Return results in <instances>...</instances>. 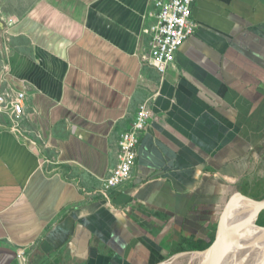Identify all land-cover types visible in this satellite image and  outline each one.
<instances>
[{"label": "crops", "instance_id": "1", "mask_svg": "<svg viewBox=\"0 0 264 264\" xmlns=\"http://www.w3.org/2000/svg\"><path fill=\"white\" fill-rule=\"evenodd\" d=\"M12 1L0 89L26 92L25 134L0 126V264H170L264 199V0H197L163 76L154 0ZM146 101L132 175L100 195Z\"/></svg>", "mask_w": 264, "mask_h": 264}, {"label": "built area", "instance_id": "2", "mask_svg": "<svg viewBox=\"0 0 264 264\" xmlns=\"http://www.w3.org/2000/svg\"><path fill=\"white\" fill-rule=\"evenodd\" d=\"M197 0H154L155 22L146 30L150 39L146 63L163 76L175 62L176 55L183 44L191 38L198 28L193 19V6ZM25 91H17L11 86L0 89V126L24 137L22 121L25 117ZM149 102L139 105L135 120L128 131L118 140V164L109 175L102 179L100 195L108 197L110 189L129 179L137 160L140 134L146 131L152 119ZM23 255V250L19 253Z\"/></svg>", "mask_w": 264, "mask_h": 264}, {"label": "water", "instance_id": "3", "mask_svg": "<svg viewBox=\"0 0 264 264\" xmlns=\"http://www.w3.org/2000/svg\"><path fill=\"white\" fill-rule=\"evenodd\" d=\"M239 197H242L243 200L255 206V210L252 213V217L255 218V225H257V227L261 231L257 233L255 237L245 238L246 240L244 242L238 243L234 247L232 254H234V256L236 255V257L240 254L252 255L253 257L248 264H264V226H261L257 223L258 218L260 217L261 213L264 211V199L262 200L254 199L245 194H240ZM231 204L232 203H230L223 212V215L219 223L218 231L216 233V238L213 241L212 245L205 251L191 252L199 257L205 255L207 258L206 259L207 264H217L216 261L217 253L223 247L229 236L238 234L244 231V229L247 227L248 224L247 219L233 223L228 226L223 224L224 217L229 213ZM180 256L181 255H179V257Z\"/></svg>", "mask_w": 264, "mask_h": 264}, {"label": "bare ground", "instance_id": "4", "mask_svg": "<svg viewBox=\"0 0 264 264\" xmlns=\"http://www.w3.org/2000/svg\"><path fill=\"white\" fill-rule=\"evenodd\" d=\"M255 210V206L246 202L245 200L238 201L234 204L231 205L229 213L224 217V225H231L233 223L243 221V220H248V224L254 220L255 218L252 217V213ZM247 224V226H248ZM247 228V227H246ZM244 231L234 234L229 236L223 247L219 250L216 256V261L217 264H248L250 260L252 259V255H244L240 254L236 257L234 256L233 250L234 248L227 250L229 241H234L236 243L244 242L246 239L245 238H252L253 236L250 234L245 233ZM201 262L202 264H207V258L205 255H202L201 257ZM193 260V259H192Z\"/></svg>", "mask_w": 264, "mask_h": 264}, {"label": "rangeland", "instance_id": "5", "mask_svg": "<svg viewBox=\"0 0 264 264\" xmlns=\"http://www.w3.org/2000/svg\"><path fill=\"white\" fill-rule=\"evenodd\" d=\"M7 4L8 7H13L14 6V2L11 0H0V81L2 79L4 70L2 67V59H3V53H4V45L7 44L6 40H5V36L6 35V31H4L5 29V22L8 19V16L14 15L17 13V11L15 13H9V11L7 12ZM26 4L25 0H23L21 3H19L16 8H22V6H24ZM9 13V14H8ZM18 15V14H16ZM261 180V179H260ZM256 186L254 188V192L251 193V195H255L254 197H258L263 195L264 196V186L261 187L262 185H264V182L259 184L257 183V181L255 182ZM252 224L251 226H249L247 234L252 235L253 237L256 236L257 233H259L261 230L257 227V225H255L254 221H251ZM193 259V260H192ZM170 264H201V258L199 256H196V254L193 253H189V254H184L183 256L175 259L173 262H171Z\"/></svg>", "mask_w": 264, "mask_h": 264}, {"label": "trees", "instance_id": "6", "mask_svg": "<svg viewBox=\"0 0 264 264\" xmlns=\"http://www.w3.org/2000/svg\"><path fill=\"white\" fill-rule=\"evenodd\" d=\"M254 221V220H253ZM257 223L261 226H264V211L261 213L260 217L258 218L257 220ZM216 233H217V227L216 229L214 230L213 234H212V240L209 244H205L203 243L202 241H195V242H191L189 241L188 244H190V247L189 249H191L190 251H193V252H197V251H205L207 250L213 243V241L215 240L216 238ZM235 245V242L234 241H231L229 247L228 248H233V246ZM181 252H187V247H180L179 251L177 253H181Z\"/></svg>", "mask_w": 264, "mask_h": 264}]
</instances>
